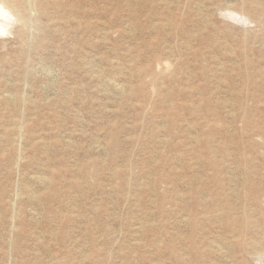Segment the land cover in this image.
I'll return each instance as SVG.
<instances>
[{
  "label": "rangeland",
  "instance_id": "rangeland-1",
  "mask_svg": "<svg viewBox=\"0 0 264 264\" xmlns=\"http://www.w3.org/2000/svg\"><path fill=\"white\" fill-rule=\"evenodd\" d=\"M43 7L0 31V264H264V0Z\"/></svg>",
  "mask_w": 264,
  "mask_h": 264
},
{
  "label": "bare ground",
  "instance_id": "bare-ground-1",
  "mask_svg": "<svg viewBox=\"0 0 264 264\" xmlns=\"http://www.w3.org/2000/svg\"><path fill=\"white\" fill-rule=\"evenodd\" d=\"M45 0H0V31H4V26H6L8 24V20H10L14 15L19 16L21 14H23V11H30V12H44V7H43V3ZM14 16V17H15ZM247 18V17H246ZM14 19V18H13ZM12 24V23H10ZM9 24V25H10ZM13 25V24H12ZM7 31V29H6ZM9 31V30H8ZM1 35V34H0ZM32 46V45H31ZM40 66V65H38ZM169 66V65H168ZM164 74V73H163ZM112 81V80H111ZM117 87V89H122L123 87H121L118 83H114ZM130 89V87H129ZM133 90V89H132ZM128 93V92H127ZM9 94V93H8ZM23 125V124H22ZM21 124L20 126L23 127ZM19 126V130L18 132H23V128H21ZM17 132V128L16 131ZM15 134V133H14ZM251 157V156H250ZM248 158H244L243 160L245 162H247ZM36 176V175H35ZM40 176V175H39ZM41 177V178H40ZM39 178L44 180V178H42V176H40ZM44 177V176H43ZM46 177V176H45ZM38 179V178H37ZM40 181V180H39ZM49 181V180H48ZM43 182H41L42 184ZM35 195V194H34ZM36 196V195H35ZM34 197V196H33ZM239 197V196H237ZM16 203V201H15ZM75 207V206H74ZM15 219V218H14ZM195 219V218H194ZM235 223L238 226V234L239 237L238 240L236 241L237 245L240 246H249L250 242L248 240H246L245 238V233L247 231V229L249 228V224H250V218L249 216L245 215L244 217H242V219H237L235 221ZM236 226V227H237ZM7 240V239H6ZM219 248V247H218ZM221 249V248H220ZM218 249V250H220ZM263 255V254H262ZM264 257V256H263ZM62 262V261H61Z\"/></svg>",
  "mask_w": 264,
  "mask_h": 264
}]
</instances>
